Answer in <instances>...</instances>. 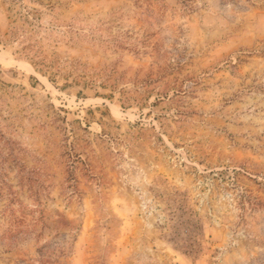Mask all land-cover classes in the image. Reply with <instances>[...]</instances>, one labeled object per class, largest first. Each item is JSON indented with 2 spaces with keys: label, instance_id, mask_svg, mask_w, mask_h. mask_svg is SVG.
<instances>
[{
  "label": "rangeland",
  "instance_id": "rangeland-1",
  "mask_svg": "<svg viewBox=\"0 0 264 264\" xmlns=\"http://www.w3.org/2000/svg\"><path fill=\"white\" fill-rule=\"evenodd\" d=\"M0 264H264V0H0Z\"/></svg>",
  "mask_w": 264,
  "mask_h": 264
},
{
  "label": "trees",
  "instance_id": "trees-1",
  "mask_svg": "<svg viewBox=\"0 0 264 264\" xmlns=\"http://www.w3.org/2000/svg\"><path fill=\"white\" fill-rule=\"evenodd\" d=\"M15 3V0H10V4H14Z\"/></svg>",
  "mask_w": 264,
  "mask_h": 264
}]
</instances>
